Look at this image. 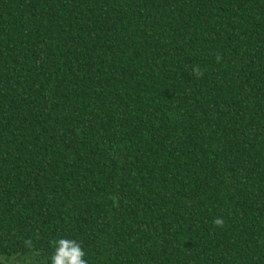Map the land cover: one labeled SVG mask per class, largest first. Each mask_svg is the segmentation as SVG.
I'll return each mask as SVG.
<instances>
[{"label": "trees", "instance_id": "obj_1", "mask_svg": "<svg viewBox=\"0 0 264 264\" xmlns=\"http://www.w3.org/2000/svg\"><path fill=\"white\" fill-rule=\"evenodd\" d=\"M60 238L264 264V0H0V264Z\"/></svg>", "mask_w": 264, "mask_h": 264}, {"label": "clouds", "instance_id": "obj_2", "mask_svg": "<svg viewBox=\"0 0 264 264\" xmlns=\"http://www.w3.org/2000/svg\"><path fill=\"white\" fill-rule=\"evenodd\" d=\"M194 74L198 78L203 76V72L199 66L194 68ZM213 223L216 227H224V220L220 217L215 218ZM51 244L55 249L51 256V264H87L85 259L86 253L76 240L60 238L53 240Z\"/></svg>", "mask_w": 264, "mask_h": 264}, {"label": "rangeland", "instance_id": "obj_3", "mask_svg": "<svg viewBox=\"0 0 264 264\" xmlns=\"http://www.w3.org/2000/svg\"><path fill=\"white\" fill-rule=\"evenodd\" d=\"M1 255V254H0ZM0 261H2L3 262V260L0 258Z\"/></svg>", "mask_w": 264, "mask_h": 264}]
</instances>
